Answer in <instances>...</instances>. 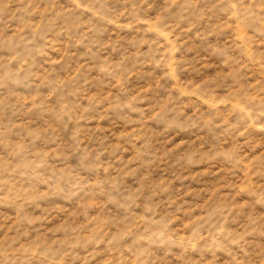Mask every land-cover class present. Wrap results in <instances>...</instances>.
Returning a JSON list of instances; mask_svg holds the SVG:
<instances>
[{
  "label": "rangeland",
  "instance_id": "rangeland-1",
  "mask_svg": "<svg viewBox=\"0 0 264 264\" xmlns=\"http://www.w3.org/2000/svg\"><path fill=\"white\" fill-rule=\"evenodd\" d=\"M0 264H264V0H0Z\"/></svg>",
  "mask_w": 264,
  "mask_h": 264
}]
</instances>
